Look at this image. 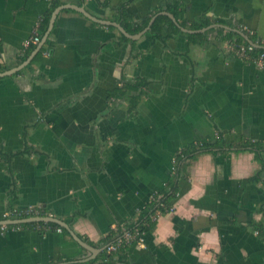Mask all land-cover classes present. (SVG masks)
<instances>
[{
    "label": "crops",
    "instance_id": "obj_1",
    "mask_svg": "<svg viewBox=\"0 0 264 264\" xmlns=\"http://www.w3.org/2000/svg\"><path fill=\"white\" fill-rule=\"evenodd\" d=\"M129 1L82 7L112 22ZM172 4L189 22L221 21L264 40V0H136L127 12L142 22ZM51 5L0 0L1 66H19ZM109 28L64 10L44 45L51 55L0 78V217L37 207L102 251L88 261L91 253L64 228L72 240L15 225L0 232V264H264V239L252 229L263 218L264 186L242 185L261 165L254 153L236 150L191 161L175 211L144 234L145 248L130 245L126 263L99 260L105 247L96 245L135 222L166 188L178 152L214 142L218 131L229 144L264 143V68L238 59L231 43L211 30L193 40L183 33L153 45L145 37L129 43ZM136 80L147 87L132 108L114 94Z\"/></svg>",
    "mask_w": 264,
    "mask_h": 264
},
{
    "label": "trees",
    "instance_id": "obj_2",
    "mask_svg": "<svg viewBox=\"0 0 264 264\" xmlns=\"http://www.w3.org/2000/svg\"><path fill=\"white\" fill-rule=\"evenodd\" d=\"M87 0H78L76 4L79 7L84 6V3ZM101 8H108L110 6V0H96ZM136 0H130L129 3H133ZM129 3H126L123 5L119 11L118 16L113 18L112 22L120 24L128 34L130 35H137L141 33L149 24L151 18L155 16L156 14L160 12H169L178 21L179 25L182 28H185L187 30L191 31H199L204 28H207L209 26H212L214 24H221L224 25L221 21H212L209 19H203L200 21H194L189 22L184 18V10L178 6V5H168L166 7H161L159 9H155L152 11V13L145 18L142 22H136L133 20V18L129 15L127 12V6ZM63 5L61 2L52 0V5L50 7V10L39 20L38 22V29L34 36H40L41 39L44 37V35L47 32L49 22L51 19L52 13ZM112 31L118 32L115 28L110 27L109 28ZM244 34H246L250 40L257 44L259 48H255L253 52H251L250 59L256 60L264 55V40L258 39L257 36L253 33L246 30H242ZM216 33L219 35L220 40L229 42L231 45L239 46L241 44H245V40L240 37L236 33L232 32H225L222 29H215L209 31V33ZM120 40L123 42H129L132 43L133 41H130L126 39L123 35H121L119 32ZM207 34H201V35H188L186 36L193 40L197 38H202L206 36ZM177 35H183V33L174 25V23L165 16H161L157 18V20L152 25L149 32L146 33L144 36L150 44H156L158 42H165L169 39L174 38ZM33 36V37H34ZM32 37V38H33ZM38 45L30 44L25 48V51L23 53L22 59L19 61L18 65L23 63L37 48ZM48 54L51 55L48 46H44L42 50L38 53V55L35 57L33 62L30 64H34L37 61H40L42 58H44V55ZM134 58H137L139 56L138 52H134V55H132ZM17 65V66H18ZM9 71V67H4L0 65V73ZM147 87V83L145 81L136 80L134 82H127L124 81L122 83V87L119 88L114 96H120L124 98H128L130 105L132 108L136 107V94L139 92V90H143ZM236 150V151H246V152H252L255 155V159L260 163L261 169L258 170L254 176L251 178L242 181V185H248V184H262L264 186V180L262 178V175L264 173V143L260 142H253V141H247L242 140L238 144H229L226 143L223 140V134L221 132H217V138L214 142L211 143H194L190 146H188L186 149H183L182 151L178 152L175 157V164H174V172L171 177V181L167 184L166 188L158 194H154L152 196V199L149 201V203L146 205L144 210L139 215L138 219L126 226L119 227L117 230H112L106 239H104L100 244L96 245V247L104 248L105 251L100 255L99 260L103 258L102 261L109 262L110 260H118L122 263H126L127 261V250L130 245L134 244L133 242H127L124 239L125 234H131L135 235L137 232L141 234H147V233H153L156 228L157 221L154 220V217L156 215L157 211H160L161 214L166 213V210L173 207L174 201L177 199L178 193H179V182L181 179H188L186 172L189 166V163L193 161L195 158H197L201 154L206 153H227L229 151ZM260 213H262L263 218L260 222L254 223L252 225V229L257 232V234L264 239V207H262L260 210ZM40 217H48L46 212L42 211L39 214ZM3 220V217H0V221ZM69 224V223H68ZM25 226V225H23ZM29 228H36V229H43L48 231H56L57 229H61L62 233L68 236L70 240L71 237L69 234L58 224L54 223H32L28 224ZM82 239L86 242L92 245L89 240L82 237ZM119 240H122V244L120 247L115 251L114 253L109 254L106 250V248L113 244L118 242Z\"/></svg>",
    "mask_w": 264,
    "mask_h": 264
},
{
    "label": "water",
    "instance_id": "obj_3",
    "mask_svg": "<svg viewBox=\"0 0 264 264\" xmlns=\"http://www.w3.org/2000/svg\"><path fill=\"white\" fill-rule=\"evenodd\" d=\"M64 10H72L75 11L77 13H79L80 15H82L83 17H85L86 19H88L89 21L93 22V23H97L99 25L105 26V27H113L115 28L121 35H123L126 39L130 40V41H139L140 39H142L147 32L150 31L152 25L154 24V22L157 20V18L161 17V16H165L168 17L173 23L174 25L184 34H190V35H197V34H205L207 33L209 30L212 29H224L226 31L229 32H233L238 34L239 36H241L245 42L255 48H259V46L255 43H253L250 38L244 34L243 32L237 31V30H233L229 27L226 26H222V25H212L209 26L207 28H204L202 30L199 31H191V30H187L185 28H182L178 21L176 20V18L174 17V15H172L169 12H160L158 14H156L155 16H153L148 24V26L139 34L137 35H130L126 32V30L118 23L115 22H111V21H105V20H100L97 19L96 17H94L93 15H91L84 7H78L75 5H63L58 7L57 9H55V11L52 13L51 15V19L49 22V26L47 29V32L43 38V41L37 46V48L35 49V51L23 62L21 63L18 67L11 69L9 71L0 73V78H5V77H10L13 75H16L17 73L23 71L24 69H26L35 59V57L38 55V53L42 50V48L44 47L45 43L47 42V40L49 39V36L54 28L56 19L58 17V15L64 11ZM32 223H54V224H58L60 225L62 228H64L72 237V239L83 249H85L86 251H88L89 253H91V257L89 259H87L88 261L91 259H95L96 256L102 251V249H96L94 247H92L91 245H89L88 243L84 242L83 240H81L72 230L71 228L61 222L60 220H57L55 218L52 217H36V218H31V219H25V220H7V221H0V226L4 225V226H15V225H24V224H32Z\"/></svg>",
    "mask_w": 264,
    "mask_h": 264
},
{
    "label": "built area",
    "instance_id": "obj_4",
    "mask_svg": "<svg viewBox=\"0 0 264 264\" xmlns=\"http://www.w3.org/2000/svg\"><path fill=\"white\" fill-rule=\"evenodd\" d=\"M251 34H253V33H251ZM40 42H41L40 36H34L33 38H31L26 43V47L29 46L31 43L35 44V45H39ZM230 49L238 59L253 62V63L257 64L260 68H264V55L261 56L260 58L256 59V60L250 59L249 54L254 51L255 47L245 43V44H241L239 46L230 45ZM44 57H49V55L45 54ZM174 164H175V160L173 159V166H174ZM173 172H174V169H173ZM174 211H175L174 207H171V208L166 210V212H170V213H172ZM40 212H41V210L37 207H29L27 209H11V210H9L3 214V220L2 221L25 220V219L36 218V217H40L39 216ZM160 216H161V212L157 211L156 215L154 217V220L157 221L160 218ZM8 229H10L9 226H4V225L0 226V232L2 234L7 232ZM13 229H16V227H13ZM56 231L60 232V233L62 232L61 229H57ZM124 239L127 242H133L134 244L139 245L141 248H145L144 234L137 232L135 235H131V234L127 233L124 235ZM121 244H122V240H119L118 242L109 245L106 248V250L109 254L114 253L115 251H117V249L120 247Z\"/></svg>",
    "mask_w": 264,
    "mask_h": 264
}]
</instances>
